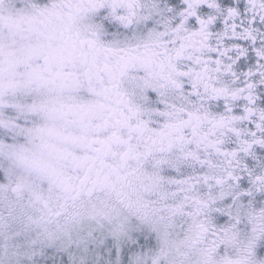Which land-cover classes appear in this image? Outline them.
Instances as JSON below:
<instances>
[{"label":"snow or ice","instance_id":"snow-or-ice-1","mask_svg":"<svg viewBox=\"0 0 264 264\" xmlns=\"http://www.w3.org/2000/svg\"><path fill=\"white\" fill-rule=\"evenodd\" d=\"M0 264H264V0H0Z\"/></svg>","mask_w":264,"mask_h":264}]
</instances>
